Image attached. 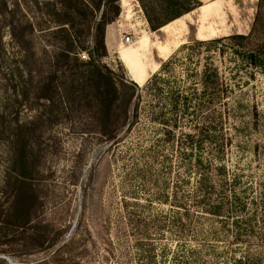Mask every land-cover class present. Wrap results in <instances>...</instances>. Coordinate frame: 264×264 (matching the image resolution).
I'll list each match as a JSON object with an SVG mask.
<instances>
[{"label":"rangeland","instance_id":"obj_1","mask_svg":"<svg viewBox=\"0 0 264 264\" xmlns=\"http://www.w3.org/2000/svg\"><path fill=\"white\" fill-rule=\"evenodd\" d=\"M6 1L10 13L0 14V264H174L171 252L180 250V246L187 249L196 246L189 235L178 239L173 230L166 228L175 212L170 199L176 176L180 181L187 180V165L196 154L190 148L177 151L174 144L181 133L192 131V125L203 117H208V127L215 129L212 132L223 137L225 150L220 161L229 174L236 175L239 191L247 189L244 195L255 196L264 189V56L255 64L246 59L247 53L264 52V3L255 24L256 9L250 21L245 23L243 19L238 29L236 26L226 35L213 38L247 36L239 45H232L228 40L198 45L195 13L183 35H165L159 30L151 31L148 18L160 22L170 17L176 8L167 7V0H142V4L139 0H127L130 8L127 12L121 9L120 0L119 15L108 24L117 35L112 51L102 63L112 69L118 79L123 77L139 88L162 69L167 74H160L161 77L171 79L167 85L161 83L164 89L156 96L142 93L138 123L121 136L120 143L108 150V144L90 133H83L85 121L52 128L45 126L44 119L38 122L36 117L46 115L47 111L42 100L35 99L36 89L30 85H26L29 92L26 100L15 96L13 88L19 92L23 84H19L18 77L20 48L11 35L17 38L25 35L24 39L29 41L26 47L41 58L42 35L47 34L39 30L57 28L54 13H62L64 7L56 0ZM36 1L47 6L37 5ZM231 22L232 19H228V26ZM26 24H32V33L23 31ZM125 33H131L134 42L149 35L148 45L141 52L140 63L145 71L141 82L138 80L140 71L131 73L118 58L117 51L129 46L120 41ZM160 46L168 51L165 58L158 56L156 48ZM211 66L218 69L227 84L219 99L220 115L209 113L200 105L195 108L191 105L201 102L197 80L204 68ZM168 87L173 91L196 87L192 88L194 96L188 97L192 106L188 114H184L181 104L174 112H166ZM153 111H163L166 117L172 114L177 120L180 129L173 141L167 142L162 127L149 120ZM16 123H30L29 143L33 156H38L40 175L35 184L39 185L43 205L34 216L33 225H49L52 242L44 248L32 244L28 239L30 232L20 234L2 220L5 216L2 211L10 200L4 189L7 168L12 167L14 161ZM215 134H211L212 141L216 140ZM211 147L203 144V156ZM178 184L185 192L184 183ZM163 225L164 236L160 232ZM208 226L206 223V230ZM70 236L75 237L74 242L65 244ZM215 246L219 251L224 249L222 243ZM250 247L257 258L264 257L261 244ZM231 249L235 252L232 255H240L235 248ZM159 251L167 252V257H159ZM231 259V254L227 253L218 261L230 263ZM215 263V259L207 256H201L196 262Z\"/></svg>","mask_w":264,"mask_h":264},{"label":"trees","instance_id":"obj_2","mask_svg":"<svg viewBox=\"0 0 264 264\" xmlns=\"http://www.w3.org/2000/svg\"><path fill=\"white\" fill-rule=\"evenodd\" d=\"M119 1L56 0L57 4L64 7V11L54 13L57 17V28L39 30L46 31L47 34L42 35L44 48L41 58L26 47L29 41L24 39L25 35L18 38L11 35L20 48L17 58L18 77L19 84H23L19 92L13 88L15 96L26 100L29 93L26 85H30L36 89L35 99L42 100L47 111L46 115L36 117L38 122L44 119L45 126L52 128L58 124L79 125L85 121L86 128L83 133H90L108 144V150L120 143L121 136L138 123L142 93L148 92L147 94L156 96L164 89L165 85H161H167L171 79L167 76L161 77L160 74H167L162 69L139 88L123 77L118 79L114 71L102 63V59L107 56L105 28L119 15ZM139 1L142 4L143 1ZM36 3L47 6L46 3ZM263 3L264 0H258L254 24ZM166 4L167 7L176 9L170 17L160 22L148 18L151 31L159 30L200 6L196 0H167ZM0 6V14L4 11L10 13V5L6 0H0ZM23 31L32 33V24H26ZM246 38L243 35H229L209 41H196V44L213 45L228 40L232 45H239ZM81 51L86 54H81ZM262 56L264 52H251L247 53L246 59L250 64H255ZM168 64L172 65L170 61ZM197 82L200 90L198 98L201 102L191 105L194 108L200 105L201 109L206 108L209 113L220 115L219 99L223 86L225 91L227 84L222 80L218 69L213 66L205 67ZM192 88L173 91L168 87L166 112H174L181 104L184 114H188L192 107L188 103V97L194 96ZM204 97L207 100L204 101ZM192 112L194 114V109ZM149 120L162 127L167 142L173 141L180 129L172 114L166 117L163 111H153ZM207 121L208 117H203L199 123L192 125V131L181 133L174 144L177 151L190 148L196 154L192 155L193 158L187 165L190 179L187 175V180L180 181L176 176L175 190L170 199L175 212L166 228L173 230L178 239L189 235L196 246L193 249L180 246V250L171 252L170 258L174 264H196L201 256L215 259V264H264L263 255L257 258L250 247L259 244L264 247V189H260L255 196L244 195L247 189L239 191L236 175L229 174L220 161L225 150L223 137L216 136L212 132L215 129H210ZM30 127V123H16L15 126L12 149L14 161L12 167L7 168L4 189L10 200L2 211L5 214L2 220L20 234L30 232L28 239L33 241L32 244L44 248L51 244L52 239L49 225H33V218L43 203L39 185L35 184L38 181L37 176L40 175V166L38 156H33L29 143L28 134L32 132ZM211 134H215V141H212L214 137ZM204 143L212 146L205 156L201 151ZM179 182L186 186L185 192L180 190ZM206 223L209 225L207 230ZM76 227L77 224L74 228ZM164 228L163 225L160 230L162 236ZM74 240L75 237L70 236L65 244H71ZM251 241L254 244L251 245ZM217 243L224 245L222 251L215 246ZM231 248H235L240 255H232L235 252ZM227 253L231 254L230 263L218 261L221 255ZM158 256L166 258L167 252L159 251Z\"/></svg>","mask_w":264,"mask_h":264},{"label":"crops","instance_id":"obj_3","mask_svg":"<svg viewBox=\"0 0 264 264\" xmlns=\"http://www.w3.org/2000/svg\"><path fill=\"white\" fill-rule=\"evenodd\" d=\"M200 6L190 13L184 14L180 18L170 22L166 26L159 29L165 35H183L187 30V25L192 24V15L195 13L197 24L195 31V39L199 41H207L221 35H226L227 31L238 29L241 26L243 19L250 21L253 12L256 9L258 0H196ZM121 9L127 12L130 9L127 0H122ZM244 15V17H241ZM236 17V19H235ZM232 19L231 25L228 26V19ZM235 20V21H234ZM243 25V24H242ZM114 27L109 25L105 28L104 43L109 54L113 49V41L116 38ZM229 35V33H228ZM149 35L145 34L139 38V41L134 42L128 47H121L117 51L118 58L128 71L134 73L140 71L138 80L141 82L144 78L145 71L140 63L141 52L148 45ZM133 45H138L135 48H130ZM159 53V58H165L168 51L165 47L156 48Z\"/></svg>","mask_w":264,"mask_h":264},{"label":"built area","instance_id":"obj_4","mask_svg":"<svg viewBox=\"0 0 264 264\" xmlns=\"http://www.w3.org/2000/svg\"><path fill=\"white\" fill-rule=\"evenodd\" d=\"M120 41L126 45H132L134 43V39H133V36L131 33L122 34ZM83 58H84V56H83Z\"/></svg>","mask_w":264,"mask_h":264},{"label":"water","instance_id":"obj_5","mask_svg":"<svg viewBox=\"0 0 264 264\" xmlns=\"http://www.w3.org/2000/svg\"><path fill=\"white\" fill-rule=\"evenodd\" d=\"M3 258V257H2ZM4 259V258H3Z\"/></svg>","mask_w":264,"mask_h":264}]
</instances>
